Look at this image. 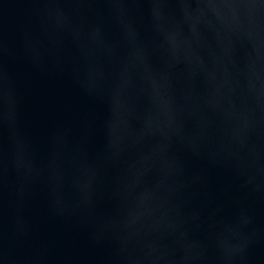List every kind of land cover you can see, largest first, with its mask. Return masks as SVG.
Returning a JSON list of instances; mask_svg holds the SVG:
<instances>
[{
	"label": "water",
	"instance_id": "water-1",
	"mask_svg": "<svg viewBox=\"0 0 264 264\" xmlns=\"http://www.w3.org/2000/svg\"><path fill=\"white\" fill-rule=\"evenodd\" d=\"M0 264H264V0H0Z\"/></svg>",
	"mask_w": 264,
	"mask_h": 264
}]
</instances>
